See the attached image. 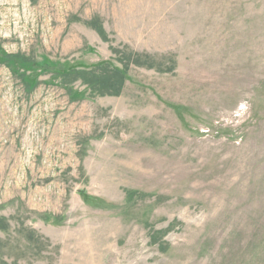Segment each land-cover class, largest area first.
Here are the masks:
<instances>
[{
	"label": "rangeland",
	"instance_id": "1",
	"mask_svg": "<svg viewBox=\"0 0 264 264\" xmlns=\"http://www.w3.org/2000/svg\"><path fill=\"white\" fill-rule=\"evenodd\" d=\"M0 51V264H264V0H0Z\"/></svg>",
	"mask_w": 264,
	"mask_h": 264
},
{
	"label": "trees",
	"instance_id": "2",
	"mask_svg": "<svg viewBox=\"0 0 264 264\" xmlns=\"http://www.w3.org/2000/svg\"><path fill=\"white\" fill-rule=\"evenodd\" d=\"M0 53H1V51H0ZM99 81H102V80H99Z\"/></svg>",
	"mask_w": 264,
	"mask_h": 264
}]
</instances>
